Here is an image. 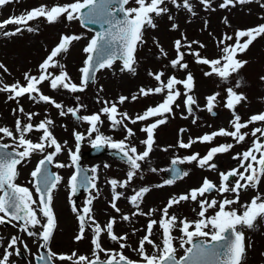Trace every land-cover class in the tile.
Wrapping results in <instances>:
<instances>
[{"label": "rangeland", "instance_id": "374dc122", "mask_svg": "<svg viewBox=\"0 0 264 264\" xmlns=\"http://www.w3.org/2000/svg\"><path fill=\"white\" fill-rule=\"evenodd\" d=\"M76 0H18V2L10 3L0 7V21L7 20L11 16H19L28 10L37 8L41 5H46L49 8L53 5H68L75 3ZM223 0H211V8L205 9L199 3V0H190L193 5V10L196 15L193 16L184 9L177 10L170 3L166 4L169 8V14L173 19L169 20L168 15L164 14L159 17H154L155 28L145 27L143 30V43L137 46L135 51L136 63L135 73L129 71H121L123 63L119 60L115 61L110 68L100 69L95 74V80L90 82L83 92L70 93L67 90L53 91L50 89L48 82L40 85L44 95L52 97L56 102L64 105L65 110L68 107H75L77 104L85 107L80 110L78 115L85 116L93 113H99L105 106L104 101L117 102L120 96L128 97L129 99L123 103H117L119 112L127 113L128 116L135 118L138 114L149 107H155L161 103L166 95L153 94L149 96H139L133 101L131 97L139 94L140 88H155L158 82L148 75L149 72H163L162 80L167 81L169 76H175L177 79L184 80L190 72L193 76L194 87L190 93L196 99V105H193L194 115L189 116L184 107V88L182 85H177L181 92V96L176 101L179 107L173 106V114L167 116L165 124L159 125L154 130L153 150L149 158L142 162L141 171L133 178V182L126 188H117V191L122 193L121 198L116 201L120 209L117 213L111 207L113 190L109 183L110 180L124 181L127 179L126 173L129 167L122 160L113 158L106 149L97 156H88L90 144L88 140L82 142L79 151V161L82 166L91 170L93 167L97 169L91 177L95 175L96 188L90 189L87 192H80L78 196L72 194L69 187V179L74 171V167L57 168L55 163L70 164L69 149L75 151L76 143L73 136L74 132L83 133L87 137V129L89 125L83 121L77 122L70 114L60 116L58 109L44 103H33L28 99L27 95L20 97L19 101L9 100L7 92H0V128L7 127L14 136L18 137L16 132V120L21 119L24 123H29L26 116L19 111H15L19 107H23L24 113H38L31 123L39 124L44 119L54 121L51 126V132L57 141L63 146L60 154L54 158L52 170L56 175L61 177L60 183L52 193V210L55 216L56 227L53 236L49 242L48 249L58 255L72 256L76 253L77 256H86L93 259V245L91 244L92 231L86 228L84 239L76 241L75 237L79 233V222L77 214L72 211L73 203L77 208H83L86 201L90 197H95L92 200V215L95 220L102 226L105 225L111 217L116 218L114 232L117 236L127 235V240L122 241L128 247L125 249L119 248V243L110 240L106 234L101 237V246L104 249L112 252L123 251L124 255L132 261H139L140 255L133 249L138 248L140 239L146 234L147 223L150 219L159 221L161 218L160 210L168 203L169 199L174 196L188 193L191 189L199 188L204 179L207 178L215 185L218 184L221 172H227L230 169L239 166L238 160H234L233 156L241 154L252 147V141L255 139L250 134L245 142L236 144L231 137H215L211 143H195L191 148L181 149L178 142L183 140L188 142L189 138L202 137L205 134L218 131L219 129H227L232 131L231 121L233 120V112L225 106L227 98L226 88L233 87L237 93L243 94L247 99L237 104L235 112L241 117L242 122L255 114L264 113V36L258 37L243 53L237 54V59L247 61V63L233 73L229 77V82L224 83L219 77L205 76L204 73L210 71L209 66L196 63V58L191 54H186L184 63H187L188 68L184 70L174 69L171 67V60L176 58L174 49V41L182 40L187 44L192 41H197L204 45L203 48L199 44H193L191 49L187 47L182 51L189 53L190 51L199 52L202 57L209 60L220 58L223 53L221 49L227 44L235 43V39L226 40L225 44H220L219 41L224 40L225 36H235L237 30L254 28L259 24H264V8H261L258 3H249L235 7L220 8ZM126 7H137L135 0H130ZM225 20L227 23H225ZM206 22V23H205ZM178 27L173 30L172 25ZM30 26L38 29L35 32L23 31L15 36L5 37L0 35V64L7 69L0 68V81L4 84H14L19 82L25 84V73L33 76H38L39 65L46 59L53 48H55L62 36L76 35L81 37L77 41H73L69 50L62 53L56 59L60 64L64 65V71L68 74L72 83L80 85L82 79L81 69L85 67L87 55L84 48L88 45L95 33L89 28H85L79 19L72 21L67 20L66 16H61L56 22L48 23L44 18L30 22ZM16 25H8L6 31L14 30ZM186 37V40L184 39ZM246 39V38H244ZM157 42L160 47L167 53V56H162L157 47ZM55 74H59L60 69H50ZM237 80L242 81V86L235 88ZM215 93H219L215 107L210 113L206 110V97ZM79 97V100L76 97ZM99 100V102H98ZM198 105V107H197ZM110 106V105H109ZM187 116V119L183 117ZM103 124L100 126V131L111 136L113 140H123L126 132L124 129L118 128L112 130L106 116H102ZM160 119L153 117L147 121H140L136 124L127 123V126L135 132V136L130 139V143L137 147L139 152H143L145 145L140 142L146 139V133L141 131V128L147 124ZM193 119L196 120L193 123ZM264 127L261 123L250 124L247 131L251 133L252 128ZM181 129L186 131L181 132ZM42 132L33 131L28 134L27 138L33 142H39V136ZM95 134H93L94 136ZM259 135V134H258ZM263 139V138H262ZM65 142H67L65 144ZM0 143L9 145V149L13 150L14 140L9 137H4L0 133ZM221 144H233L234 147L222 154H218L212 161L217 165L215 170L208 168L201 169L193 162L181 164L183 170L188 171V175L183 179L177 180L172 185L156 187L163 184L165 179V171L152 172L151 168L158 170H166L171 161L176 158L190 156L193 153H199L200 156L206 155L211 147ZM107 148V147H104ZM165 149H167L165 151ZM21 150V149H19ZM23 150V149H22ZM53 148L46 149V152L53 151ZM44 154L40 152L33 153L29 158L17 165V176L14 183L29 189L33 198L37 200V190L34 184V179L31 173L34 171L40 158ZM105 164L109 167H105ZM243 171V169H241ZM264 187V182L262 183ZM148 187L149 192L143 197L141 210L148 212L149 209H156L152 216H132L135 211L129 203L128 197L134 194V190ZM98 190V191H97ZM264 189L261 190V193ZM227 198H235V194H225ZM247 193H240L239 200L248 198ZM207 198L221 200L218 193L213 192L207 194ZM245 200L244 204L251 201ZM34 207H38L34 205ZM231 209L238 213L244 209L241 207V202L230 206ZM199 204L191 200L182 201L169 209V215H175L179 220H188L193 225L200 220ZM219 207L210 208L206 212L207 217H212L216 214ZM38 215L39 212L37 213ZM121 215H129L132 217L131 222L123 221ZM43 220V217L41 216ZM16 224L13 221L11 224L0 225V256L3 255L4 248L7 246L8 240L12 236H19L24 243L18 244L19 255L13 254L10 257L11 264H35L34 258L40 257L41 241L36 237H29L26 233L19 231V227H14ZM239 228V226H238ZM136 229L135 233L133 230ZM39 233L41 229L36 227L31 229ZM194 230L193 228L189 229ZM244 233L245 256L243 264H264V217H258L254 222V227L239 228ZM209 231V229H205ZM175 237L173 246L175 248L176 258H181L185 253V248L189 247L185 244L181 248L183 234L179 227L172 231ZM157 245L162 247V230L159 225L154 226L153 235L150 237ZM194 240L205 239L204 237H194ZM27 244L28 250L24 249V244ZM146 252L151 255L154 249L151 245L145 244ZM9 251H13L9 249ZM100 259L104 260L107 257L104 253H100ZM75 259V257H73ZM54 264H72L71 260L61 261L54 260Z\"/></svg>", "mask_w": 264, "mask_h": 264}, {"label": "snow or ice", "instance_id": "6c2138e0", "mask_svg": "<svg viewBox=\"0 0 264 264\" xmlns=\"http://www.w3.org/2000/svg\"><path fill=\"white\" fill-rule=\"evenodd\" d=\"M13 2L14 0H0V7ZM15 2H18V0H15ZM253 2L258 3L261 8H264V0H223L220 8L235 7L237 4L244 5ZM129 3L130 0H76L72 4L53 5L50 8L46 5H41L19 16H11L7 20L0 21V35L5 37L21 34L25 30L28 32L37 31L38 29L30 26V22L40 18H44L48 23H54L61 16H66L69 21L79 19L82 23H102L108 25L105 31L93 37L84 48V52L88 55L85 60V67L81 69L82 79L80 85L71 82L70 77L64 71V65L60 64L56 59L62 53L69 50L73 41L81 39V37L76 35L62 36L59 44L52 49L46 59L39 65L40 74L33 76L25 73V84L22 85L16 82L8 85L0 81V92H7L9 100H16L18 102L20 97L27 95L28 99L33 103L51 105L60 110V116L63 117L70 114L77 122L83 121L89 125L87 137L83 133H73L76 149L75 151L69 149L70 164H54L55 156L63 150V146L51 132V126H53L54 121L44 119L39 124L33 125L31 121L38 113H24V109L21 106L14 110V112L19 111L26 116L29 123H24L21 119L16 120L18 137L14 136L13 132L7 127L0 128V133L4 137L14 140L12 152L7 151L9 145L0 143V193H3L0 195V225L11 224L15 221L16 224H13V226H18L19 231L26 233L27 236L39 239L41 241V248L48 249L56 227L55 216L51 207L52 193L61 180L60 176L50 174L47 171V165L54 164L57 168L76 167V171L69 179V187L72 194L75 195L79 187L85 188V191L96 188L94 183L95 175L91 178L81 176L78 161L82 142L87 139L91 147L97 150L104 147L114 150L116 155L129 167L126 173V180L117 181L112 179L109 181L113 190L111 207L117 213H120L116 201L123 194L118 192L117 188H126L133 182V178L141 171L142 162H145L149 158L153 150L155 143L154 130L159 125L166 123L167 116L173 114V106L179 107L176 101L181 96V92L177 88V85H182L184 88V107L188 115H194L193 105H196V99L190 94L194 87L193 76L190 72L184 80L177 79L175 76H169L166 82L162 80L164 76L163 72H149L148 75L158 82L157 86L147 89L140 88L139 94L133 95L131 99L135 101L139 96L146 97L153 94L166 93V95L157 106L147 108L143 114H138L135 118L128 116L127 113L119 112L117 103H125L129 99L125 96H120L117 102L104 101L105 106L99 113L80 116L78 113L85 107L84 105L77 104L75 107H68L65 110L64 105L56 102L52 97L44 95L41 91L40 85L48 82L50 89L53 91L63 89L70 93L83 92L86 86L95 80V74L98 70L110 68L113 61L117 59L123 62L121 71L135 73L134 65L136 60L134 54L137 46L143 43V30L145 27H156L154 17L169 14V8L165 6L166 4L170 3L177 10L182 8L191 15H196L190 0H135L137 7H126ZM199 3L206 10L211 8V0H199ZM117 4L118 7H114ZM84 9H87V11H82ZM117 16H122V18L117 19ZM168 19H173L171 14L168 15ZM225 23H227L226 20ZM8 25H16V27L12 31H6L5 29ZM177 27L176 24L172 25L173 30ZM261 36H264V24H259L250 29L237 30L234 37L226 35L224 40L219 41L220 44H225L226 40L233 39H235V43L231 45L226 44L221 49L223 55L213 60L202 57L196 51H190L189 53L182 51L185 47L191 49L193 44H199V42L192 41L185 44L182 40H176L174 41L176 58L171 60L170 64L174 69H187V63L183 62L184 57L186 54H191L196 58V63L209 66L210 71L205 72V76L215 75L222 82L228 83L229 77L233 73L238 72L247 63V61L237 59V54L248 50L249 46ZM184 39L186 40V37ZM157 47L162 56H167V53L159 46L158 42ZM199 47L203 48L204 45L199 44ZM0 68L7 71L2 64H0ZM55 68L60 69L59 74L50 71V69ZM261 79L264 80V77ZM241 86L242 81L237 80L235 88ZM226 93L225 106L233 112L234 118L230 122L233 130L228 131L222 128L210 134H205L202 137L189 138L187 143L180 140L177 146L181 149H188L197 142L211 143L215 137H231L236 144H240L245 142L250 134L255 138L252 141V147L241 154L233 156L234 160H238L239 166L227 172H221L219 174L220 183L218 187L205 178L199 188L191 189L186 194L169 199L164 208L160 210V220L150 219L148 221L146 234L140 239L138 248L133 249V251L138 252L140 255L141 259L139 261L130 260L124 255L123 251L112 252L101 246L103 234H106L110 240L119 243L120 249L128 247L126 243L122 242L126 241L128 237L127 235L117 236L115 234V217H111L103 226L95 220L91 207L92 200L95 197H90L83 208H77L73 203L72 211L77 214L79 222V233L75 237V240L80 241L84 239L86 228H90L93 233L91 244L93 245L94 258L89 259L86 256H77L76 253H73L72 256L58 255L48 250L46 255L38 257L42 264H54V260L56 259L61 261L71 260L72 264H243L246 248L243 243L244 233L239 228L247 227L251 229L254 227V222L258 217H264V196L259 194L254 196L250 203L241 206L244 210L240 213L231 209L230 206L239 203L241 190L247 188L255 189L261 177H264V139H262L264 138V127L252 128L251 133L243 131L250 124L259 122L264 125V113L252 115L248 121L242 122L241 117L235 112V107L247 98L243 94L237 93L233 87H227ZM218 96L219 93H215L206 97L205 107L208 112L211 113L213 111ZM76 99L79 100V97L77 96ZM102 116L107 117L112 130L121 127L124 129L126 135L123 140L115 141L111 136H106L100 131V126L103 124ZM153 117H160V119L141 128V131L146 133V139L140 142L145 145L144 151L139 152L137 147L130 143V139L135 136V132L127 126L125 121L136 124ZM183 118L187 119V116ZM195 122L196 120L193 119V123ZM33 131L42 132L39 136V142H33L27 138L28 134ZM180 131L184 132L186 130L181 129ZM93 134L95 135L93 136ZM233 147V144H221L211 147L206 155L202 157L199 153H193L190 156L173 159L171 161L173 167L170 169L172 178L165 180L163 184L156 185V187L172 185L189 174L188 171L176 167L177 164L186 162L191 164L195 162L196 166L201 169L208 168L209 170H215L217 165L212 162L214 158L218 154L230 151ZM48 148H53L54 150L46 152ZM36 152L44 154V158L39 161L37 167L31 173L35 181L37 195L39 196L38 201L33 198L29 189L14 183L17 176V165ZM105 167L107 168L109 165L105 164ZM150 170L152 172L165 171L156 168H151ZM90 171L95 174L97 169L93 167ZM149 191L148 187H143L139 190H134V194L127 198L135 209L132 216L150 217L156 211V209H149L148 212L141 210L143 197ZM213 192L218 193L224 198L221 200L214 198L209 200L207 194ZM226 193L235 194V198H227L225 196ZM188 200L198 203L200 208L198 215L201 219L196 221L194 225L186 219L178 221L175 215H169L170 208L182 201ZM37 204L38 207H34ZM217 205L219 211L214 216L207 217L206 212L208 209L216 208ZM38 212L40 215L37 214ZM120 218L127 222H131L132 219L129 215H121ZM157 224L162 230V247L150 239L153 235L154 226ZM36 227L41 229L39 233L31 230ZM176 227H179L180 232L183 234L181 248H184L185 244L191 245L185 248V255L180 260H177L173 246L175 237L172 235V231ZM193 227L194 230L190 231L189 229ZM205 229H209V231H205ZM135 231L137 230L134 229L133 232L135 233ZM194 237H204L205 239L194 240ZM21 243L24 242L19 236H12L4 248L3 255L0 256V264H11L10 257L13 254L19 255L17 245ZM145 244L152 246L154 249L153 254L149 255L146 252ZM9 249L13 251H9ZM24 249L28 250L26 243L24 244ZM100 253H104L107 259L101 260Z\"/></svg>", "mask_w": 264, "mask_h": 264}, {"label": "water", "instance_id": "95a60500", "mask_svg": "<svg viewBox=\"0 0 264 264\" xmlns=\"http://www.w3.org/2000/svg\"><path fill=\"white\" fill-rule=\"evenodd\" d=\"M114 7H118V4H117V5H114ZM82 11H85V12H86L87 9H84V10H82ZM121 18H122V16H117V19H121ZM80 23H81L85 28H89V29L93 30L94 33H95V36H96L98 33L102 32V31H105V30L108 28V25H106V24H102V23L88 24V23H82L81 21H80ZM117 60H119V59H117ZM113 62H114V61H113ZM103 150H104V148H102V149H100V150H97V149H95V148L92 147V149L90 150V152H89L88 154H89L90 156H97V155L101 154V153L103 152ZM7 151H8V152H12L13 150H11V149L8 148ZM108 152H109V154H110L112 157H118V156L116 155V153H115L114 150H108ZM118 158H119V157H118ZM78 166H79V168L81 169V176H82V177H83V176H87V177L90 178V170H89L88 168L82 167L81 163H78ZM46 167H47V171H48L50 174H54V175H55V173L52 172V170H51V165H47ZM172 167H173V165H172V163H171L170 166H169V168L166 170V177H167V179L172 178V172L170 171V169H171ZM176 167H179V168L183 169V168L181 167L180 164H177ZM80 190H85V188H83V187H79V188H77L76 193H78ZM2 194H3V193H1V195H2ZM190 246H191V245H190ZM41 255H46V251L44 250V248H40V256H41ZM35 264H42V262L38 259V257L35 258Z\"/></svg>", "mask_w": 264, "mask_h": 264}, {"label": "flooded vegetation", "instance_id": "af4514ba", "mask_svg": "<svg viewBox=\"0 0 264 264\" xmlns=\"http://www.w3.org/2000/svg\"><path fill=\"white\" fill-rule=\"evenodd\" d=\"M263 139H264V138H263ZM263 182H264V177H261L260 182H259V184L257 185V187H256L255 189H253V188L243 189V190H241L240 193H244V192H246L248 198L251 196L250 200H249V199H248V200L245 199V200H247V201H251V199H252L254 196L258 195V194L264 196V190H263L262 194H260V193H261V190L264 189V187L262 186V183H263ZM219 183H220V178H219V180H218V184H216L217 187L219 186ZM227 194H230V193H227ZM247 196H245V198H246ZM245 200H241V199L239 200V201L241 202V206H242V205H245V204H244ZM247 204H248V203H247ZM217 211H219V210H217ZM39 252H40V250H39ZM35 258H36V257H35ZM35 258H34V261H35Z\"/></svg>", "mask_w": 264, "mask_h": 264}]
</instances>
